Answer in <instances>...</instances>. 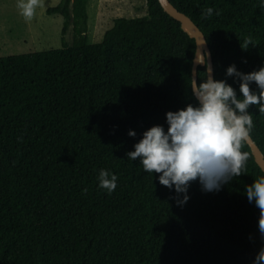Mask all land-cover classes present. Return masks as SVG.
I'll list each match as a JSON object with an SVG mask.
<instances>
[{"label": "trees", "instance_id": "trees-1", "mask_svg": "<svg viewBox=\"0 0 264 264\" xmlns=\"http://www.w3.org/2000/svg\"><path fill=\"white\" fill-rule=\"evenodd\" d=\"M169 1L264 155V0ZM87 2L46 11L71 48L0 58V264H264V173L195 40L146 0L90 45Z\"/></svg>", "mask_w": 264, "mask_h": 264}, {"label": "rangeland", "instance_id": "rangeland-1", "mask_svg": "<svg viewBox=\"0 0 264 264\" xmlns=\"http://www.w3.org/2000/svg\"><path fill=\"white\" fill-rule=\"evenodd\" d=\"M62 0H0V58L71 48L72 24L62 34L64 19L48 15ZM88 43L98 45L117 18L147 16L146 0H88Z\"/></svg>", "mask_w": 264, "mask_h": 264}, {"label": "water", "instance_id": "water-1", "mask_svg": "<svg viewBox=\"0 0 264 264\" xmlns=\"http://www.w3.org/2000/svg\"><path fill=\"white\" fill-rule=\"evenodd\" d=\"M157 1L162 10L169 17L178 22L182 29L195 40L196 52L192 66V91L194 96L204 107L209 117H223L239 132L241 139L250 148L256 164L264 173V155L246 131L244 122L234 112L228 110L222 103L218 102L216 98L213 58L204 34L187 15L179 12L169 0ZM199 66L206 68L207 85L203 91L207 92L206 100L201 99L200 94L203 92H200L198 89L197 72Z\"/></svg>", "mask_w": 264, "mask_h": 264}, {"label": "bare ground", "instance_id": "bare-ground-1", "mask_svg": "<svg viewBox=\"0 0 264 264\" xmlns=\"http://www.w3.org/2000/svg\"><path fill=\"white\" fill-rule=\"evenodd\" d=\"M200 97H201L202 100H206V98H207V92L205 91V92L201 93L200 94Z\"/></svg>", "mask_w": 264, "mask_h": 264}]
</instances>
